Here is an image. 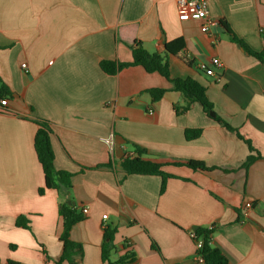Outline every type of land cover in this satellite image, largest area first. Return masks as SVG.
<instances>
[{
  "label": "crops",
  "instance_id": "obj_1",
  "mask_svg": "<svg viewBox=\"0 0 264 264\" xmlns=\"http://www.w3.org/2000/svg\"><path fill=\"white\" fill-rule=\"evenodd\" d=\"M208 9L264 51V0H208ZM203 25L202 18L180 21L176 0H0V77L14 94L0 106L1 264H56L63 253L61 197L56 189L38 193L45 177L34 149L36 118L51 123L55 169L73 174L68 203L89 210L70 233L83 248L77 264H204L191 232L212 227L231 264H264V63L221 24L210 32ZM178 38L186 47L167 54L171 77L205 86L232 130L198 102L178 114L187 104L182 93L154 102L148 90L172 87L159 73L131 66L108 75L100 67L131 62L135 41L165 55V42ZM191 129L202 132L188 141ZM136 146L174 176L164 193L161 177L124 172L121 161L136 156ZM249 156L257 159L244 168ZM20 216L29 230L16 226ZM107 226L116 233L105 261Z\"/></svg>",
  "mask_w": 264,
  "mask_h": 264
},
{
  "label": "trees",
  "instance_id": "obj_2",
  "mask_svg": "<svg viewBox=\"0 0 264 264\" xmlns=\"http://www.w3.org/2000/svg\"><path fill=\"white\" fill-rule=\"evenodd\" d=\"M225 29L230 40L238 44L247 54L253 56L261 63H264V51L258 52L253 50L245 41L240 39L234 31L231 29L227 22H219ZM165 55L158 53H149L142 45L140 41H135L131 46L132 61L131 62H114V61H102L100 67L103 72L108 75H116L119 71L131 67L141 66L148 73H159L161 76L166 78L172 87L169 89L154 88L148 90L154 102H157L163 98L168 91L182 93L186 99L187 104L182 108H177L176 112L182 114L190 108L193 103H200L203 107L204 112L207 116L222 124L227 129L231 127L216 113L213 104L208 100L206 94V87L201 83L192 78L180 79L172 78L170 73V65L168 61L169 55H179L185 49V40L178 38L170 42H165ZM207 73V72H206ZM13 92L9 86L0 77V106H5L2 101H8L13 97ZM37 125V131L34 138V149L37 159L42 167L45 184L39 188V195H44L48 189H56L61 197L59 204V215L63 219V232L60 236V240L63 242V253L60 260L56 264H77L74 260L76 254L82 255L83 248L80 244L75 243L70 238L72 228L79 222L84 220L82 212H78L75 206L69 204L68 194L72 188L71 179L73 174L66 171H58L55 169L54 161L55 154L51 144V135L53 134L51 123L44 119L36 118L34 120ZM202 130H186L185 138L190 141L197 139L201 135ZM239 137L245 140L241 135ZM249 145L250 150L254 151L250 141L245 140ZM147 154V151L136 146V156L125 157L121 161V166L126 175H146V176H159L162 178L161 193H164L166 189V182L168 179L173 178V175L168 174L163 170V164L144 159L143 156ZM257 157L249 156L244 164V168H248ZM177 165H184L193 170L210 171L213 170L207 167L205 163L195 160H180L175 162ZM16 226L24 229H30L29 220L25 216L18 217ZM116 229L110 226L104 228V241L105 249L103 250V260H108V254L111 244L114 240ZM191 233L193 241L196 245L199 242L202 243L201 247H197V256L201 257V262L204 264H231L229 257L225 252L213 242V235L215 228H198ZM107 244V248H106ZM152 247L159 253L161 250L159 246L152 241ZM14 248V246H11ZM124 263V260L121 261ZM1 264V260H0ZM7 264H17L12 261H8Z\"/></svg>",
  "mask_w": 264,
  "mask_h": 264
},
{
  "label": "built area",
  "instance_id": "obj_3",
  "mask_svg": "<svg viewBox=\"0 0 264 264\" xmlns=\"http://www.w3.org/2000/svg\"><path fill=\"white\" fill-rule=\"evenodd\" d=\"M176 6L180 21L202 18L204 19L203 28L206 32H210L212 27L217 26L219 24L218 21L212 19L209 15L208 0H176ZM212 64L218 68H221L223 66V64L218 58L213 59ZM23 67H26V65H23ZM199 67L201 70L207 72L209 76H215L214 72L210 70L206 64H200ZM2 104L5 105V101H2ZM251 207L252 204L250 202L245 204L246 209H250ZM88 211L89 210L87 207L83 208L82 214L87 215ZM103 218L106 219L107 215H105ZM193 235L194 233H191V236ZM201 245L202 243L199 242L197 247H201ZM198 259L201 261L200 256H198Z\"/></svg>",
  "mask_w": 264,
  "mask_h": 264
}]
</instances>
